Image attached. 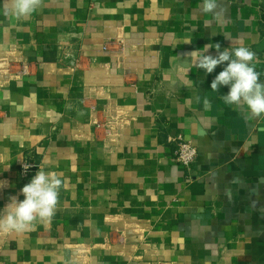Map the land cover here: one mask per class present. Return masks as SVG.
<instances>
[{
  "label": "crops",
  "instance_id": "obj_1",
  "mask_svg": "<svg viewBox=\"0 0 264 264\" xmlns=\"http://www.w3.org/2000/svg\"><path fill=\"white\" fill-rule=\"evenodd\" d=\"M201 5L42 0L16 19L0 0V64L33 66L0 71V210L24 199L23 161L64 181L50 223L0 232V264H264V115L211 90L227 62L209 74L187 56L245 46L264 82V0ZM179 135L190 169L173 161Z\"/></svg>",
  "mask_w": 264,
  "mask_h": 264
},
{
  "label": "clouds",
  "instance_id": "obj_2",
  "mask_svg": "<svg viewBox=\"0 0 264 264\" xmlns=\"http://www.w3.org/2000/svg\"><path fill=\"white\" fill-rule=\"evenodd\" d=\"M41 5L42 0H12L11 14L16 19H21L37 11ZM200 12L218 17L224 13V9L221 0H202ZM191 42L190 38L184 40V43ZM212 47L216 48L218 54L205 55ZM220 47L218 43L206 44L203 51L193 50L188 53L192 67L203 69L210 74L218 65L227 62L212 80L211 90L219 92L222 86H227V94L221 96L225 104L246 108V117L258 118L264 115V82H261L260 73L253 64L255 53L245 46L231 51L229 48L221 51ZM210 103L205 99V108L210 107ZM28 167L29 165H24L25 170ZM63 185L64 181L56 172H46L39 168L31 181L21 189L24 199L19 200L12 196L0 210V232L24 233L34 230L38 222L50 223L55 216L59 192Z\"/></svg>",
  "mask_w": 264,
  "mask_h": 264
},
{
  "label": "built area",
  "instance_id": "obj_3",
  "mask_svg": "<svg viewBox=\"0 0 264 264\" xmlns=\"http://www.w3.org/2000/svg\"><path fill=\"white\" fill-rule=\"evenodd\" d=\"M120 42L117 41H105L102 47L103 53L110 55L112 57H118L122 49H120ZM1 62V61H0ZM0 64V71H10L11 75L14 77H25L30 75L32 72V65L28 61L18 62V63H6ZM94 129L98 131L103 126L100 122H94ZM107 126V125H106ZM174 144L173 150V161L178 166L184 169H190L192 165L195 164L197 158V150L191 142L185 140L182 136H177L171 141ZM24 165L29 167L25 170ZM38 165L35 162L23 161L20 164L19 174L24 180L31 179L37 169Z\"/></svg>",
  "mask_w": 264,
  "mask_h": 264
}]
</instances>
